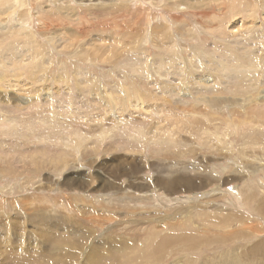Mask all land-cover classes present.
<instances>
[{"label": "rangeland", "instance_id": "374dc122", "mask_svg": "<svg viewBox=\"0 0 264 264\" xmlns=\"http://www.w3.org/2000/svg\"><path fill=\"white\" fill-rule=\"evenodd\" d=\"M263 42L264 0H0V264H264Z\"/></svg>", "mask_w": 264, "mask_h": 264}, {"label": "bare ground", "instance_id": "6f19581e", "mask_svg": "<svg viewBox=\"0 0 264 264\" xmlns=\"http://www.w3.org/2000/svg\"><path fill=\"white\" fill-rule=\"evenodd\" d=\"M241 27H242V25H241ZM239 28V24H238V22H236L234 25H233V27H232V30H231V32H232V34L235 32V31H237V29ZM260 33V32H259ZM234 34H236V32L234 33ZM253 35V34H252ZM257 37V36H256ZM258 38V37H257ZM251 39H252V37H251ZM254 39V38H253ZM213 40H214V42L215 41H223L224 40V38H222V37H214L213 38ZM227 41V40H226ZM253 41V40H252ZM231 43V42H230ZM264 43V42H263ZM258 44V43H257ZM256 45V44H255ZM259 45V44H258ZM239 46V45H238ZM249 46V45H248ZM251 46V45H250ZM220 48V47H219ZM251 48V47H250ZM212 49V48H211ZM214 49V51H215V48H213ZM244 49V48H243ZM259 50V49H258ZM231 51V50H230ZM229 51V52H230ZM209 52V51H208ZM219 52H221L220 50H219ZM226 52V51H225ZM250 52V51H249ZM223 53V52H222ZM232 53H233V51H232ZM199 55L201 58H206L207 60L208 59H210L211 57H212V53H211V56L209 57V58H207L209 55L207 54V51H206V49H204V48H199V49H196V50H194V51H192V56H196V55ZM236 54V53H235ZM242 54H244V53H242ZM246 54H249V53H246ZM261 54V53H260ZM220 55H222V54H220ZM228 55H230V54H228ZM240 55V54H239ZM263 55V54H262ZM224 56V55H223ZM226 56V55H225ZM224 56V57H225ZM246 57V56H245ZM248 57V56H247ZM253 57V56H252ZM264 57V56H263ZM193 58V57H192ZM218 58V57H217ZM236 58V57H235ZM238 58V57H237ZM251 58V57H250ZM257 58H258V56H257ZM259 58H260V56H259ZM194 59V58H193ZM205 59V60H206ZM215 59V58H214ZM234 59V57L232 58V60ZM239 59V58H238ZM237 59V60H238ZM243 59V58H242ZM254 59V58H253ZM206 60V61H207ZM232 60H231V62H232ZM214 61L215 60H213V62H210V63H214ZM227 61V60H226ZM239 61H240V59H239ZM208 62H209V60H208ZM228 62V61H227ZM225 63V62H224ZM238 63V62H237ZM159 64V63H158ZM200 64V63H199ZM214 64H216V66H219L220 68H224V66L222 65V62L221 61H217V62H215ZM235 65V64H234ZM239 65V64H238ZM213 66V65H212ZM254 66V65H253ZM234 67V66H233ZM218 68V67H217ZM219 68V69H220ZM239 68V67H238ZM255 69V68H254ZM224 70V69H223ZM226 70V69H225ZM231 70H233V68L231 69ZM180 71V70H179ZM234 71H235V69H234ZM239 71V73H246V76H249V75H251V79H250V81L251 80H253V79H255V77L257 78V77H259L258 75H257V73H253L252 71V67H249V68H241L240 70H238ZM178 72V71H177ZM236 72V71H235ZM229 72H227V74H228ZM38 74V73H37ZM183 74V73H182ZM233 74V73H232ZM261 74V73H260ZM214 75H215V73H214ZM256 75V76H255ZM182 76V75H181ZM204 76V75H203ZM183 78V82H184V79L185 78H187L186 76H183L182 77ZM211 78V77H210ZM212 79V80H211ZM211 79H207V80H204V82H206V84L205 85H209V83H216V79H214V77L212 76V78ZM193 80L194 81H196V80H198V79H194L193 78ZM200 80V79H199ZM198 80V81H199ZM201 82V81H200ZM206 87V86H205ZM212 94V93H211ZM209 96V95H208ZM210 97V96H209ZM206 101V100H205ZM250 104H254V103H252V102H250V103H248L247 104V107H250ZM10 129V128H9ZM77 137V136H76ZM73 141H75V140H73ZM72 143H74V142H72ZM29 161H31V160H29ZM57 222V221H56ZM57 226V225H56ZM169 239V238H168ZM169 240H171V239H169ZM176 241H178V239L176 240ZM123 243H126V241L125 242H123ZM264 243V242H263ZM69 246H71V245H69ZM64 247H66V246H64ZM62 248V247H61ZM66 248H68V247H66ZM89 247H87V249H88ZM63 249V248H62ZM64 250V249H63ZM66 250V249H65ZM90 250H91V248H90ZM61 251V250H60ZM67 252V251H66ZM65 252V253H66ZM131 252V251H130ZM138 252V251H137ZM133 255V254H132ZM141 257V256H140Z\"/></svg>", "mask_w": 264, "mask_h": 264}]
</instances>
